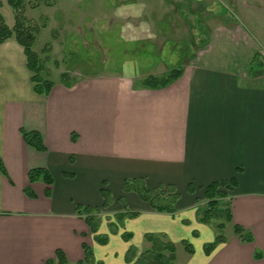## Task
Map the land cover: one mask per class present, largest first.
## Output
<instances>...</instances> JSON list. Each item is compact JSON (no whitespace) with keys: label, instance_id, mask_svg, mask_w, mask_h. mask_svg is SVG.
<instances>
[{"label":"crops","instance_id":"0c3cea01","mask_svg":"<svg viewBox=\"0 0 264 264\" xmlns=\"http://www.w3.org/2000/svg\"><path fill=\"white\" fill-rule=\"evenodd\" d=\"M66 1L43 0L67 14ZM0 2L13 27L12 8ZM140 3L155 20L170 15L215 21L183 64V74L165 88L145 87L134 76L87 72L72 87L57 80L49 95H39L24 48L14 38L0 43V158L8 172L0 171V264H47L57 249L74 263L84 257L83 243L102 264H128L127 250H144L147 233L165 234L176 245V264H264V36L253 22L261 18L255 15L258 5L132 0ZM218 3L233 15L219 11ZM243 17L253 25L246 26ZM21 129L40 132L47 151L29 146ZM38 167L53 176L50 196L45 182L29 181L30 170ZM134 178H143L151 190L173 186L178 211L157 212L137 193L124 191V181ZM220 182L229 186L223 204L231 205L232 222L225 229L232 233L225 232L227 241L207 254L205 245L215 241L218 229L216 220H201L205 188ZM104 187L112 195L108 207ZM79 205L100 208V234L109 233V216L139 215L102 245L78 215ZM234 224L251 232L253 242L241 241ZM123 231L132 234L130 241Z\"/></svg>","mask_w":264,"mask_h":264},{"label":"rangeland","instance_id":"374dc122","mask_svg":"<svg viewBox=\"0 0 264 264\" xmlns=\"http://www.w3.org/2000/svg\"><path fill=\"white\" fill-rule=\"evenodd\" d=\"M251 1L252 5H258L255 15L261 17L253 21L256 31L264 36V0ZM66 3L67 14L45 7L49 4L43 0L25 3L27 19L40 28L34 49L43 58H49L47 67L54 81H61V74L65 72L73 82L87 72L134 76L140 82L151 74L161 76L172 68L182 67L215 22L192 18L177 21L169 19L170 15L165 20H155L146 16L143 3L135 5L132 0L125 3L123 0H69ZM218 4H213L211 10L217 6L219 11L233 15L228 5ZM122 8L125 13L118 14ZM12 18L15 22V16ZM242 21L246 26L253 25L244 17ZM146 25L152 32L156 31L154 35ZM45 47L48 50L44 51ZM225 232L232 233L230 229Z\"/></svg>","mask_w":264,"mask_h":264},{"label":"trees","instance_id":"16d2710c","mask_svg":"<svg viewBox=\"0 0 264 264\" xmlns=\"http://www.w3.org/2000/svg\"><path fill=\"white\" fill-rule=\"evenodd\" d=\"M8 5L13 9L15 16V24L10 27L4 15L0 12V43H4L9 39H16L17 42L24 48L26 63L29 71L32 73V82L34 83V91L39 95H49L54 86L55 81L51 77V71L47 67L48 57L43 58L41 54L34 49L39 27L36 23L31 22L25 15L26 0H7ZM0 2V6H1ZM49 48V47H48ZM47 47L44 51L48 50ZM183 74V68H172L167 73L159 75H149L145 77L142 84L145 87L152 89L165 88L176 81ZM61 82L66 87L74 85L67 72L61 74ZM24 141L32 148L46 152L47 147L44 144L43 137L36 130L21 129ZM75 141V135L72 137ZM0 171L8 176L7 169L0 158ZM29 181L31 183L43 181L47 184L46 195L50 196L51 187L54 184V179L51 172L46 168H34L29 172ZM229 186L225 182L212 183L205 188V199L207 207L202 210V222L209 223L216 220L218 235L214 242L205 245V252L210 254L219 244L227 241L224 234L227 223L232 222V211L229 203L223 204L224 198L227 195ZM123 189L126 192H135L140 198L148 202L152 209L157 212L176 213L178 211L179 194L171 185L159 186L153 190L146 186L143 178L126 179L123 184ZM193 190V189H190ZM102 197L104 199V207H108L112 202L110 190L102 188ZM26 194L30 197H36L31 188L26 189ZM100 208L91 206H77V213L83 217L87 223L90 232L94 235L97 243L105 245L109 242L111 234H118L125 226V221L130 218L137 217V211H125L107 217L109 233L100 234L99 229L102 219L99 216ZM234 232L240 237L241 241L253 242V235L244 227L234 224ZM122 237L126 241L132 239V234L126 231L122 232ZM148 246L140 251L134 245H131L126 252L125 260L128 264H176V245L170 241L165 234L147 233L144 237ZM186 250L193 253L194 249L189 241L183 242ZM84 257L77 262H71L62 249L56 250L54 258L49 259L47 264H102L97 261L92 248L83 243Z\"/></svg>","mask_w":264,"mask_h":264},{"label":"clouds","instance_id":"9594fccd","mask_svg":"<svg viewBox=\"0 0 264 264\" xmlns=\"http://www.w3.org/2000/svg\"><path fill=\"white\" fill-rule=\"evenodd\" d=\"M124 13H125V9L122 8V9H119V10H118V14H121V15H122V14H124ZM136 14H138V13H136ZM128 27L130 28V27H132V26H131V25H128Z\"/></svg>","mask_w":264,"mask_h":264}]
</instances>
